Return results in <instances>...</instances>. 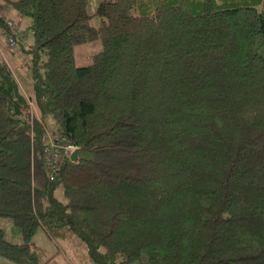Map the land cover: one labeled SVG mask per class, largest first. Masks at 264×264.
I'll return each mask as SVG.
<instances>
[{"label": "trees", "instance_id": "1", "mask_svg": "<svg viewBox=\"0 0 264 264\" xmlns=\"http://www.w3.org/2000/svg\"><path fill=\"white\" fill-rule=\"evenodd\" d=\"M0 1L32 17L29 44L0 23L33 87L0 61V217L24 239L0 228V254L44 262L43 227L92 264H264V0H104L98 26L88 0Z\"/></svg>", "mask_w": 264, "mask_h": 264}, {"label": "rangeland", "instance_id": "2", "mask_svg": "<svg viewBox=\"0 0 264 264\" xmlns=\"http://www.w3.org/2000/svg\"><path fill=\"white\" fill-rule=\"evenodd\" d=\"M104 0H88V11L91 14V23L95 26L100 25L101 18L97 13L99 4ZM3 4V5H2ZM6 6L5 10H2L3 6ZM7 7H12L15 9L11 3L0 1V17L7 16ZM8 16L13 17L11 14ZM24 19L17 18L14 16V20L18 22L24 32V42L29 44L32 41V36L30 32L29 25L32 22L31 16H24ZM11 20V19H10ZM3 26L0 23V61L7 60L11 65L12 70L17 75L23 89L26 94L33 93L32 80L30 77L29 68L24 64L20 50L18 49L15 53L12 51V47L9 44V38L7 33L3 31ZM102 41L100 39L90 40L77 44L75 46V61L78 66H86L92 62V57L94 54L102 49ZM54 125H56V120L53 116L48 118V138L49 142L52 143L55 140L57 134L54 133ZM58 140V139H57ZM60 149V148H59ZM56 197L66 202L67 198L65 196L62 186H58L55 190ZM0 228L4 229L5 236L7 239L14 243L23 244L24 239L21 232L15 226L14 221L11 217H0ZM30 245L42 250L47 257L44 262L40 264H92L88 256L85 253V249L82 246H72L66 241L56 240L49 235V233L43 228L38 227L34 234L32 235ZM0 264H28L26 262H18L7 258L6 256L0 254ZM130 264H137V262H132Z\"/></svg>", "mask_w": 264, "mask_h": 264}, {"label": "built area", "instance_id": "3", "mask_svg": "<svg viewBox=\"0 0 264 264\" xmlns=\"http://www.w3.org/2000/svg\"><path fill=\"white\" fill-rule=\"evenodd\" d=\"M7 24H8L9 29L12 32L20 33L22 31L20 26L16 24L14 21L9 20ZM3 31L5 33H8L6 31V28L3 29ZM8 38H9L10 46L12 47V49L16 50L18 48L16 38L12 34L11 35L8 34ZM58 147L59 146L57 145V140H53L50 146L47 148V153H48L47 162L49 164V169L51 171L52 178L54 177L56 168L60 164V161H61V156H60ZM62 148L64 152L70 156L71 153L77 148V146L75 144H65L62 146Z\"/></svg>", "mask_w": 264, "mask_h": 264}, {"label": "crops", "instance_id": "4", "mask_svg": "<svg viewBox=\"0 0 264 264\" xmlns=\"http://www.w3.org/2000/svg\"><path fill=\"white\" fill-rule=\"evenodd\" d=\"M3 5V4H2ZM6 6L4 5L2 7V10L4 9L5 10ZM7 16H3L4 18L6 19H11V20H14V16H16L17 18H19V21L20 19H24L25 17L23 15H21L16 9H13L12 7H7ZM8 14H11L13 17L11 16H8ZM15 21V20H14ZM13 51V50H12ZM14 52V51H13ZM15 53V52H14Z\"/></svg>", "mask_w": 264, "mask_h": 264}, {"label": "water", "instance_id": "5", "mask_svg": "<svg viewBox=\"0 0 264 264\" xmlns=\"http://www.w3.org/2000/svg\"><path fill=\"white\" fill-rule=\"evenodd\" d=\"M79 153H80V148L78 147L71 153V156H70L71 160L77 161L79 159Z\"/></svg>", "mask_w": 264, "mask_h": 264}]
</instances>
